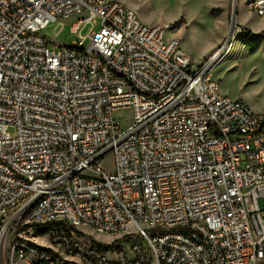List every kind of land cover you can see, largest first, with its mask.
<instances>
[{"label":"built area","instance_id":"built-area-1","mask_svg":"<svg viewBox=\"0 0 264 264\" xmlns=\"http://www.w3.org/2000/svg\"><path fill=\"white\" fill-rule=\"evenodd\" d=\"M247 1L264 14V0ZM76 15L73 32L94 24L90 45L80 35L52 51L42 31ZM179 29L144 23L124 0H0V234L13 230L12 258L264 264V114L220 91L212 61L194 68L168 35ZM57 220L71 229L52 249L22 234ZM81 225L137 241L111 262L74 238Z\"/></svg>","mask_w":264,"mask_h":264},{"label":"rangeland","instance_id":"rangeland-1","mask_svg":"<svg viewBox=\"0 0 264 264\" xmlns=\"http://www.w3.org/2000/svg\"><path fill=\"white\" fill-rule=\"evenodd\" d=\"M124 1L136 11L146 24H179L180 29L175 32L169 31L168 35L180 37L183 49L193 61V67L196 68L201 63L212 61V78L219 82L220 91L233 100L244 102L256 113L264 114V39L260 43V47L254 49V40L252 41L247 30L238 24L240 18L237 15L234 35L225 49L212 59L213 54L219 51L227 41L231 28L233 0ZM243 1L246 2L245 0L240 1V9ZM245 15L250 28L257 30L259 25H262L264 30V15L259 16L256 10L250 8ZM80 17L81 15H76L51 22L42 31V34L47 37L52 51L57 52L61 46L75 44L80 40V35L87 36L83 48L90 45L89 34L95 29L92 22L82 26L79 33L72 30L74 24L79 22ZM96 20L98 23L100 22V18ZM114 117L120 123L121 129L125 131L134 123V110L129 107L117 109L114 111ZM10 132L13 133L12 130ZM100 166L108 172L113 170L114 157L111 152L106 154ZM62 229L66 235L70 234L68 227ZM12 231L8 228L2 239L0 234V264H27L19 256L16 255L12 258L10 252L8 253L9 246L15 239ZM58 232H61L60 227L51 228L49 234H42L37 229L25 230L22 234L40 246L52 249L51 246L55 247L52 241ZM74 233V238L83 237L92 243L114 244V249L105 250L106 256L111 262L119 259V250L130 254L132 244L137 241L134 237H124V234L100 233L87 225L76 228Z\"/></svg>","mask_w":264,"mask_h":264},{"label":"crops","instance_id":"crops-1","mask_svg":"<svg viewBox=\"0 0 264 264\" xmlns=\"http://www.w3.org/2000/svg\"><path fill=\"white\" fill-rule=\"evenodd\" d=\"M241 1V0H240ZM238 1V4H237V15L239 16L240 18V21L238 22V24L243 27L244 29L247 30L248 32V35H251V40L253 41L254 40V49L260 47V43L263 41L264 39V30H263V26L262 25H259L258 29L255 30V29H252L250 28L248 25H249V21L247 20L246 18V11L250 8H251V4L249 1L245 0L246 2L244 3V1L242 2V8L240 9V5H241V2ZM259 15V14H258ZM264 14L262 15H259V16H263ZM239 20V19H238ZM251 22V21H250Z\"/></svg>","mask_w":264,"mask_h":264},{"label":"trees","instance_id":"trees-1","mask_svg":"<svg viewBox=\"0 0 264 264\" xmlns=\"http://www.w3.org/2000/svg\"><path fill=\"white\" fill-rule=\"evenodd\" d=\"M179 25V24H178ZM28 227H33L34 229H37L39 230L40 232H42V234H49L50 233V230L51 228L53 227H60L61 228V232H58L57 234L58 235H62V234H65L64 233V229L62 228H69V232H70V227L67 225V223L63 220H57V221H53V222H47V223H43V224H29ZM66 230V229H65ZM81 233V232H79ZM51 237H53L51 235ZM129 239V238H128ZM95 242V241H94ZM101 250H108V249H114V244L112 245H105V244H102V243H97L95 242ZM49 249V248H48Z\"/></svg>","mask_w":264,"mask_h":264},{"label":"water","instance_id":"water-1","mask_svg":"<svg viewBox=\"0 0 264 264\" xmlns=\"http://www.w3.org/2000/svg\"><path fill=\"white\" fill-rule=\"evenodd\" d=\"M237 4H238V0H233L231 28L228 34L227 41L222 46V48L214 54L213 58H216L217 55H219V53L225 49L226 45L230 42L232 36L234 35L236 28Z\"/></svg>","mask_w":264,"mask_h":264},{"label":"bare ground","instance_id":"bare-ground-1","mask_svg":"<svg viewBox=\"0 0 264 264\" xmlns=\"http://www.w3.org/2000/svg\"><path fill=\"white\" fill-rule=\"evenodd\" d=\"M214 54H215V53H214ZM214 54H213V55H214Z\"/></svg>","mask_w":264,"mask_h":264}]
</instances>
